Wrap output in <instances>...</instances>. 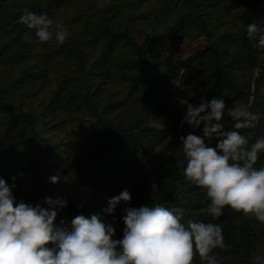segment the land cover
I'll list each match as a JSON object with an SVG mask.
<instances>
[{
    "label": "trees",
    "instance_id": "trees-1",
    "mask_svg": "<svg viewBox=\"0 0 264 264\" xmlns=\"http://www.w3.org/2000/svg\"><path fill=\"white\" fill-rule=\"evenodd\" d=\"M60 1L39 0L37 2L40 6L43 5L45 12L43 10L42 12L50 15L52 9L56 10L60 7ZM11 3L13 5L9 13L4 16H1L0 13V42L3 43L1 49H11L10 53L5 51L7 57H2L3 55L0 54V66L4 69V75L12 74L6 82L0 80V123L16 127L22 122L28 130L27 133L31 132L32 138H34L38 123H41L43 119L51 121L57 117L54 112L57 109L58 96L52 94L47 100H44L45 103L39 105V102L34 104L36 99L33 100L29 95L41 91V86L37 87L38 83L36 82L45 72L43 62L47 60L48 53H36L33 56L34 66L32 67L28 62L19 68L21 80L14 77L16 71L14 73L12 63L22 59L23 54H27L35 43L29 42L30 40H36L35 36H22L29 31L20 22L19 17L25 9L34 12L39 4L35 2V4L27 5L23 2L19 6L17 3ZM249 3H251L249 11L253 9V12L246 19L245 29L236 35L241 36V38H237L243 46L244 61L240 67L242 69L243 65L246 70L242 71L247 79L240 84L237 78L235 67L239 58H226L224 54H221L219 46H215L216 54L214 55L216 58L212 60L216 68L212 69L214 75L208 76L206 72H203V69L209 68V65H206L209 61H203V69L199 67L201 77L198 80V85L205 90L208 97L214 94L215 97L224 95V100L228 99L230 95L242 97L246 101L245 106H247L248 97L254 96L248 110L258 115L255 127L238 130L241 135L247 134L249 142L252 143L260 135L264 136L262 127L264 125V96L262 95L264 50L257 49L255 41L247 37L246 25L251 23L253 17H259L264 11V8L263 10L259 9L260 12L258 10L260 5L264 6V0H175L177 7L172 9L167 5L158 7L156 11H159V15L150 25L154 28L155 24L159 28L166 24L167 28L169 25L172 28L175 25L183 24L185 19H189V21L192 19L199 28H206V32H208L209 24L214 22L215 17H219L220 14L232 13V11L244 12V5ZM135 6L134 0L129 1L128 9ZM118 7L115 2H109L100 10L96 22L89 24V21H81V27L78 29L80 33L71 35L67 40L66 45L78 58V67L82 72V83L85 86V101L92 109V113L97 118V124L103 128L104 132L97 141L78 150L72 156L70 181L74 184L76 193L84 192L87 198L77 202L67 200L66 206L58 212L55 223L59 224L63 220L64 225L62 226L68 227L71 219L76 215L89 217L92 214H98L104 222H111L115 217L116 237L120 238L123 228L121 221L123 208L147 204L149 206L162 204L168 208L180 207L185 210V215L182 218L184 221L193 219L221 225L225 247L213 250L220 264H255L252 253L257 245L264 244V224L259 223L250 215H244L228 207H225L223 215L216 220L208 216L205 211L209 202L206 190L188 181L183 175L186 158L181 142H179V134L177 137L173 133L172 139L167 144L164 141L166 132L178 130L179 133L183 130L184 125L176 122V120L181 121L180 112L171 111L161 117V120L164 119L175 124V128L157 129L145 124L144 120L149 116L155 120L158 115L163 114L162 110H157L158 103L160 109L164 107L162 96L165 95L161 91H164L166 79L174 77L177 69L166 70L164 61L155 55V51H152L151 47L147 53H144V48L129 38L136 21L131 17L122 24L117 20L118 17L124 19V15L126 17L128 15L123 12L126 9L125 6L119 10ZM0 12H5L1 4ZM172 13L176 15L170 22L167 20L165 22L167 14ZM110 14L112 17L109 16ZM261 26H264V23ZM156 35L157 33L150 35L152 43L156 42ZM85 36L92 38L87 39ZM230 37L232 36H224L223 39L227 41ZM223 39L222 42H225ZM140 58H144L146 61L152 59L154 61L152 69H146L147 72H143ZM257 68L260 69V74L254 79L253 72ZM151 71L155 72L151 74ZM141 72L143 73L141 74ZM25 77H27V81L24 80ZM111 79L113 80L112 84L118 81L125 86L127 90V94H123L125 99L115 100L113 93H110L111 90L105 89L107 81ZM17 85H21L20 89H23V93L16 99H12L9 95L10 89ZM26 92L27 95H25ZM94 99L96 104L93 102ZM101 101H104V105ZM137 101H141L140 109L136 105ZM98 105H103V107ZM130 105H133L136 111L138 110L134 118L128 113L124 115L119 113L114 116L116 110L124 112ZM226 123L234 124L235 121L227 120ZM250 129L252 133L248 134ZM217 140L218 137L206 138L205 143L215 147ZM26 141L23 139L18 143L22 144ZM156 142L159 145H156ZM18 143L4 146L0 140V152L2 150L0 153V178L5 177L6 170L10 166L2 160L6 153L4 149L8 150ZM41 145L42 149L40 148L37 155L22 157L20 165L14 169L12 176H15L16 179L10 183H15L13 195L16 201L22 200L33 205L42 204V198L51 196L54 188V184L48 182L47 176H58L63 172L55 164H52L51 170L46 168V172L49 173L46 177L40 174L41 171L36 161L41 155L55 150L54 146L45 141H41ZM172 146H177L173 152L170 151ZM152 147H160L162 159L148 166L143 165L142 159L150 153ZM22 161L24 162L22 163ZM262 166H264V153L259 154L254 165L257 168ZM29 168H33L35 172V175L30 178H28ZM36 181L37 187L29 192L30 184ZM124 189L130 193V203L125 204L121 201L116 205L112 214L104 212L103 210L107 207V199L118 195ZM192 264H206V261H202L197 254L194 255Z\"/></svg>",
    "mask_w": 264,
    "mask_h": 264
},
{
    "label": "clouds",
    "instance_id": "clouds-1",
    "mask_svg": "<svg viewBox=\"0 0 264 264\" xmlns=\"http://www.w3.org/2000/svg\"><path fill=\"white\" fill-rule=\"evenodd\" d=\"M19 20L34 30L36 40L29 42L54 38L62 45L69 35L45 13L25 9ZM246 35L264 50V26L248 23ZM259 74L257 68L253 78ZM253 100L250 95L247 106L241 107H226L223 95L201 98L198 105L178 100L186 107L180 124L202 132V136L189 132L180 137L186 158L183 175L206 190L209 202L205 211L213 220L228 207L264 224V166L254 167L259 154L264 153V136L250 143L247 134L236 131L255 127L258 115L248 110ZM225 116L235 121L232 127L236 130H223ZM214 135L218 137L215 147L207 145L205 139ZM10 179L15 181L16 177ZM59 179L52 175L48 182L56 184ZM14 188V182L0 178V264H192L197 254L206 264H220L213 250L225 247L221 225L184 221L183 208L162 204L125 207L122 235L117 238L115 217L104 222L98 214L76 215L64 227L63 220L59 224L55 220L67 204L66 197L45 196L42 204L33 205L16 201ZM130 200L129 191L124 189L107 199L103 211L112 214L118 203L129 204ZM254 259L256 264H264V256Z\"/></svg>",
    "mask_w": 264,
    "mask_h": 264
},
{
    "label": "rangeland",
    "instance_id": "rangeland-1",
    "mask_svg": "<svg viewBox=\"0 0 264 264\" xmlns=\"http://www.w3.org/2000/svg\"><path fill=\"white\" fill-rule=\"evenodd\" d=\"M37 1L39 0H1L0 4L5 9V12H0L1 16H4L11 11L13 5L11 2L17 3L21 6L23 2L27 5L35 4V2L39 4ZM129 1L131 0H61L60 7L56 10L52 9L50 15L47 16L53 20L54 25L56 22H59L68 31L69 35L65 42L62 45H57L53 38L48 42L34 43L27 54H23L24 57H22V59H18L12 63L14 73L16 71L14 77L17 78V80H21L19 76V68H22L28 62V64L33 67V56L36 53H48L49 56L47 60L43 62L45 65V72L42 73L41 79L36 82L38 83L37 87L39 85L41 86V91L29 95H31L33 100L36 99L34 100V104L39 102V105H42L45 103L44 100H47L52 94H55L58 96V103L57 109L54 112L57 117L51 121L43 119L41 123H38L34 138H32L33 135L31 132L27 133L28 130L22 122L16 125V127H11V124L0 123V140L3 143L2 145L17 144L23 139L27 140L25 143H18V145H14L8 150L4 149L6 150V153L2 160L10 164L4 177L7 183L12 181L10 178L12 177L16 166L20 165V159L24 156L37 155L42 147L41 141H45L54 146L55 150L51 153L41 155L36 161L39 170L41 171L40 174L46 177L48 173L46 172V168L51 170L52 164H55L58 169L63 171L62 174L58 175L60 179L54 184L50 197L62 196L66 197L67 200L76 202L87 198V195L84 194V192L77 194L74 184L70 181L69 173L72 168V156L78 150L84 149L94 141H97L104 131L103 128L97 124L96 116H94L92 109L85 101V86L82 83L83 76L78 67V58H76L75 54L71 51L72 49L66 44L71 35L80 33L78 29L81 27V21H89V24L96 22L99 18L100 10L107 6L109 2H115L119 6L118 10L121 7H126L123 12H125L128 17L124 15V19L121 17H118L117 19L122 24H124L128 18H134L132 20H135L136 23L129 34V38H131L137 45L142 46L144 48V53H147L149 47H151L152 51H155V55L164 61L166 70L171 71L177 69V73L174 77L166 79L163 87L164 91H161L165 95L162 96V104L164 107H161L160 109L158 103L157 110H162L163 114L158 115L155 120L151 119V116L144 120L145 124H148L150 127L157 129H165L167 127L175 128V124L171 121L168 122L164 119L161 120V117L165 116V114H169L171 111H175L176 113L180 112L182 119L186 107L178 104L179 99H186L189 103L198 105L201 98L208 100L215 97V94L208 97L205 90L198 85V80H200L201 77L199 67H202L203 61H209V63L206 64L209 65V68L204 70L202 67L203 72H206V75L208 76H210V74L214 75L212 72L215 65L212 60L213 58H216V55H214L216 54L215 46H219L218 48L220 49L221 54H224L226 58H239V62H236L238 67H235L237 78L240 84L247 79L242 71L246 70L243 68V65L242 69L240 67L244 61L243 46L239 43L237 38H241V36L236 35L245 29L246 19L249 18L253 12V9L251 8L249 11L251 3L246 6L244 5V12L238 13L232 11V13L220 14L219 17H215L214 22L209 24L210 28L208 29V32H206V28H199L197 23L192 19H190V21L189 19H185L183 24L175 25L172 28L170 27L171 25L167 28L166 24L163 26L164 28H158L155 24L153 28L150 25V23H152V21H154L159 15V11H156L158 7L163 5H167L170 9L177 7L175 6V0H134L136 6L128 9ZM263 8L264 6L260 5L258 10H263ZM42 10L44 11V7L39 4L34 12L37 14L43 13ZM263 12L259 17H253L251 23L261 26L264 23ZM167 15L168 17H165V22L166 20L170 22L172 17L176 14L172 13ZM109 16L112 17V14ZM28 31L29 33H24L22 36H34V30L28 29ZM156 33V42L152 43L150 35ZM224 36L232 37L226 41L223 39ZM85 37H87V39L92 38L91 36ZM222 39L225 40V42H222ZM2 46L3 43L0 42V54L3 55L2 57H7L5 51L6 53H10L11 49L2 50ZM255 47L257 48V46ZM140 61L143 72L145 73L147 72L146 69L150 70L154 66V61L152 59L146 61L144 58H140ZM3 70V67L0 66V80L6 82L7 78L12 74L4 75ZM143 72H141V74ZM153 72L155 71H151V74H153ZM24 80L27 81V77H25ZM112 82V79L107 81L105 89L111 90L110 93H113L115 100L125 99V96H123V94H127L125 86L118 81H116L115 84H112ZM20 86L21 85L11 87L9 95L12 99H16L23 93V89H20ZM25 95H27V92ZM262 95L264 96V88ZM234 96L235 95H230L228 99L226 98V107H241L246 105L244 98ZM93 102L96 104L95 99ZM101 102L104 105V101ZM136 103V105L139 106L138 109H140L142 107L141 101H137ZM103 105L98 106L103 107ZM126 108L128 109L124 112L116 110L114 116L119 113L121 115L128 113L134 118L138 113V110L136 111L133 105ZM227 120L231 121L232 119L227 116L222 118L221 122H224L223 130H236L233 129V124L226 123ZM176 122L179 123L180 121L176 120ZM262 127L264 128V125ZM189 132H194V134L198 136L202 135V132L199 129L193 130L185 124L183 130L179 133L178 130H170L166 132L164 141L167 144L172 139V134L175 133L177 137L179 134V142H181L180 137L187 135ZM251 133L252 130L250 129L248 134ZM216 137L217 136L214 135L212 138ZM156 145H159L158 142H156ZM176 149L177 146L170 147V151L172 152ZM159 159H162V151L160 150V147H152L150 153L145 155L142 159V163L143 165L148 166ZM23 162L24 161H22V163ZM28 173V178L35 175L33 168H29ZM35 187H37V181L30 184L29 192ZM256 256H264V244L257 245L254 248L252 259L255 264L256 261L254 258Z\"/></svg>",
    "mask_w": 264,
    "mask_h": 264
}]
</instances>
